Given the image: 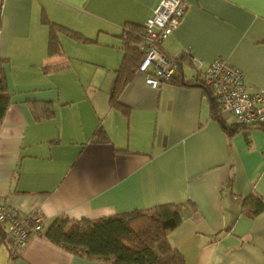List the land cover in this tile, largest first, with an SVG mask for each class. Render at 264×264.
Here are the masks:
<instances>
[{"label": "crops", "instance_id": "0c3cea01", "mask_svg": "<svg viewBox=\"0 0 264 264\" xmlns=\"http://www.w3.org/2000/svg\"><path fill=\"white\" fill-rule=\"evenodd\" d=\"M157 2L0 0V59L11 98L0 122V201L24 215L39 213L43 222L178 203L182 220L167 237L185 264H264V209L242 213L250 193L264 201V125L237 127L228 112L221 122L211 118L189 62L157 87L136 70L119 106L110 102L124 23L143 25ZM183 2L162 51L187 49L205 62L226 58L240 69L246 91L264 89V0ZM42 13L96 41L59 32L62 53L47 55ZM73 53L80 62L74 72L93 65L101 77L71 78ZM99 127L107 140L92 141ZM0 264L111 263L72 254L38 233L11 256L0 233Z\"/></svg>", "mask_w": 264, "mask_h": 264}, {"label": "trees", "instance_id": "16d2710c", "mask_svg": "<svg viewBox=\"0 0 264 264\" xmlns=\"http://www.w3.org/2000/svg\"><path fill=\"white\" fill-rule=\"evenodd\" d=\"M41 22L48 27L46 52L49 56L62 53L59 32L80 42L96 41L94 38L86 37L77 31L50 22L44 13L41 15ZM142 31V24L124 23L120 35L124 53L116 70L110 95V102L113 106H119V95L132 79L141 60L142 52L139 50L138 42ZM183 62L188 61L181 58L175 72L179 70ZM3 64L4 60L0 59V122L11 99L5 83ZM63 67L53 66L49 69L55 71ZM174 77L175 73L169 81H172ZM193 85L203 87L209 96L210 117L221 122V112L217 108L210 90L202 83L200 76H198L197 82H193ZM48 109L44 108L41 113H44V116H49L51 110ZM235 124L237 127L244 126ZM100 140H107V135L99 127L95 131L92 141ZM262 209H264V201L256 193L252 192L244 197L242 205L244 215L253 217ZM181 220V204L163 203L94 219L74 220L61 214L50 221H42V229L37 233L72 254L108 261L111 264H185L183 255L170 244L167 237L170 231L180 224ZM0 233L3 237L6 236L1 225Z\"/></svg>", "mask_w": 264, "mask_h": 264}, {"label": "built area", "instance_id": "2783aa9c", "mask_svg": "<svg viewBox=\"0 0 264 264\" xmlns=\"http://www.w3.org/2000/svg\"><path fill=\"white\" fill-rule=\"evenodd\" d=\"M184 11L183 0H158L143 23L138 42L142 57L137 72L144 74L146 84L157 87L172 78L178 61L185 58L199 72L220 112L230 113L241 125L264 124V89L246 91L240 69L226 58L205 62L187 49L179 54L162 51L161 43L177 28ZM42 220L39 213L24 215L0 201V225L10 241L11 256L18 255L28 238L42 229Z\"/></svg>", "mask_w": 264, "mask_h": 264}, {"label": "rangeland", "instance_id": "374dc122", "mask_svg": "<svg viewBox=\"0 0 264 264\" xmlns=\"http://www.w3.org/2000/svg\"><path fill=\"white\" fill-rule=\"evenodd\" d=\"M82 44H85V46L83 48H87V50L90 52L92 49L91 47H88V45H86V43H82ZM79 51V50H78ZM82 50H80L79 52H81ZM86 52V51H85ZM73 55H77L76 58H70V62L72 64V67L71 70L69 72H71V78H75V77H78V81H81V82H84V83H89L90 81H95L97 79H99L101 77V75H97V73H95V70H96V67L93 66V65H87V66H82L81 65V68H82V71H81V76L78 74V72H76V65L79 64L80 62L78 61V58H79V53H73ZM78 57V58H77ZM74 69L76 70L74 72ZM66 72L64 73H58L56 75V77H64L65 78V74ZM56 74V73H54ZM74 74V75H73ZM52 76H53V73H52ZM89 93V92H88Z\"/></svg>", "mask_w": 264, "mask_h": 264}]
</instances>
